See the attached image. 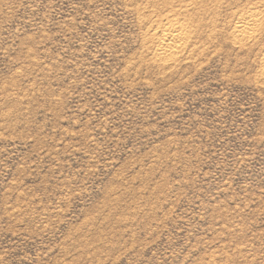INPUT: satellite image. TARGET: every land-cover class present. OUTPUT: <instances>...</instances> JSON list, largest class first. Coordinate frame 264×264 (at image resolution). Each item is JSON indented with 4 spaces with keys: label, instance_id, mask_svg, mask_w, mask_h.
Masks as SVG:
<instances>
[{
    "label": "rangeland",
    "instance_id": "1",
    "mask_svg": "<svg viewBox=\"0 0 264 264\" xmlns=\"http://www.w3.org/2000/svg\"><path fill=\"white\" fill-rule=\"evenodd\" d=\"M182 2L164 64L152 33ZM253 12L0 0V264H264V28L233 38Z\"/></svg>",
    "mask_w": 264,
    "mask_h": 264
},
{
    "label": "bare ground",
    "instance_id": "2",
    "mask_svg": "<svg viewBox=\"0 0 264 264\" xmlns=\"http://www.w3.org/2000/svg\"><path fill=\"white\" fill-rule=\"evenodd\" d=\"M182 1V0H181ZM190 1V0H188ZM196 1V0H195ZM198 1V0H197ZM152 2V1H151ZM185 2V1H184ZM235 2V1H234ZM183 3V2H182ZM181 3V4H182ZM187 4H184V8L181 12H178L177 15H175L176 13H173V15L171 16L169 14V12L167 13V16L165 17V19H162V17H160V21L156 24V27L154 28V32L152 33V40H154L153 38L157 39V44L155 48V56H157L156 58H160L162 60V63H164V59L169 58V57H174L177 54H181L180 52L183 51L187 48L188 46V42H189V34L191 32H193V25L195 23V21L193 20V15L190 14L191 12L189 11V9L191 10V6H195V2H186ZM199 3V2H198ZM200 4V3H199ZM201 4L202 1H201ZM206 5V4H205ZM170 6V5H169ZM158 7V6H156ZM160 7V6H159ZM168 7V5H167ZM196 7V6H195ZM194 7V8H195ZM200 7V6H199ZM199 7L197 8L199 10ZM204 7V6H203ZM140 8V7H139ZM179 8V7H178ZM208 8V7H207ZM206 8V9H207ZM154 9V8H153ZM158 9V8H157ZM160 9V8H159ZM164 9V8H163ZM169 9V7H168ZM172 9V7H171ZM205 9V8H204ZM167 10V9H166ZM174 10V8H173ZM203 10V9H202ZM201 10V11H202ZM157 11V10H156ZM177 12V10H176ZM204 12V11H203ZM138 13V12H137ZM145 13V11H144ZM154 13V12H153ZM156 13V12H155ZM170 13L171 10H170ZM149 14V13H148ZM139 15V14H138ZM157 15V14H156ZM161 15V14H160ZM204 15V14H203ZM260 15H262L259 12H253L251 16L248 17H244V15H240L238 17V21L235 24L234 28H233V38H235V42H237V45H244L246 41H251V40H257V37L259 36V34L261 33V31L263 30L262 28H264V21L262 20L263 16L260 17ZM162 16V15H161ZM145 18H147L146 16H144ZM143 18V17H142ZM154 18V16H153ZM202 19V18H201ZM141 20V19H140ZM157 20V18H156ZM183 20V21H182ZM196 20V18H195ZM200 21V18L198 19ZM144 21V20H143ZM150 21V19H149ZM147 21V22H149ZM158 21V20H157ZM156 23V21H154ZM203 23V22H202ZM150 24V23H149ZM204 24V23H203ZM142 26V25H141ZM140 26V28H141ZM199 27V25H198ZM147 28V27H146ZM151 28V26H150ZM198 29V28H197ZM150 32V31H149ZM203 32V31H202ZM145 33V32H144ZM148 34V33H147ZM192 34V33H191ZM145 36V35H144ZM148 36V35H147ZM194 36V35H193ZM191 35V37H193ZM203 36V35H202ZM190 37V38H191ZM150 38V37H149ZM204 38V37H203ZM198 40V38H196ZM195 39V42H196ZM151 40V41H152ZM253 40V41H254ZM147 41V40H146ZM155 41V40H154ZM234 41V39H233ZM192 42V40H191ZM200 42H201V38H200ZM193 43V42H192ZM197 43V42H196ZM239 43V44H238ZM193 45V44H192ZM195 45V43H194ZM239 45V46H240ZM192 47L189 45V48ZM242 47V46H241ZM244 47V46H243ZM195 48V47H194ZM189 50V49H188ZM192 50V49H191ZM196 50V49H195ZM191 53V51H190ZM178 56V55H177ZM175 58V57H174ZM174 58L173 59L174 61ZM178 58V57H177ZM170 59V60H171ZM160 60V63H161ZM168 60V59H167ZM165 60V61H167ZM156 62V59H155ZM157 63H159L157 61ZM161 63V64H162ZM165 64V63H164ZM168 64V63H167ZM160 67V66H159ZM164 67V66H163ZM167 67V66H166ZM172 67V66H171Z\"/></svg>",
    "mask_w": 264,
    "mask_h": 264
}]
</instances>
